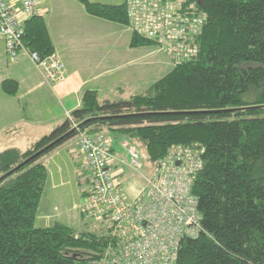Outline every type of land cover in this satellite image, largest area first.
Instances as JSON below:
<instances>
[{
  "label": "trees",
  "instance_id": "16d2710c",
  "mask_svg": "<svg viewBox=\"0 0 264 264\" xmlns=\"http://www.w3.org/2000/svg\"><path fill=\"white\" fill-rule=\"evenodd\" d=\"M77 1L91 16L129 27L127 0ZM161 1L203 17L194 55L126 99L102 100L86 90L80 107L30 148L0 151V176L12 171L0 179V264H80L128 239L60 222L36 225L48 179L39 159L80 131L122 135L136 150L143 147L151 165L172 147L200 157L191 191L202 230L180 241L176 264H264V0ZM24 42L42 56L54 52L40 14L26 22ZM129 45L156 42L131 30ZM2 85L16 92L15 81ZM83 170L90 186L81 194L87 196L92 185Z\"/></svg>",
  "mask_w": 264,
  "mask_h": 264
},
{
  "label": "built area",
  "instance_id": "2783aa9c",
  "mask_svg": "<svg viewBox=\"0 0 264 264\" xmlns=\"http://www.w3.org/2000/svg\"><path fill=\"white\" fill-rule=\"evenodd\" d=\"M39 4V0H0V41L11 62L27 57L45 82L54 85L65 78L59 55L42 56L24 42L26 22L39 14ZM178 7L161 0H127L130 29L154 40L162 51H174L176 62L196 53L195 39L203 24V17L184 15ZM77 144L92 192L82 196L76 208L98 223L109 221L128 238L109 246L103 256L80 264H176L180 241L202 230L197 198L191 191L193 174L201 164L197 153L172 147L164 159L151 165L148 175H142L144 184L137 194L126 199L113 165L139 172L136 148L121 140L128 159L121 158L110 138L86 131L78 132Z\"/></svg>",
  "mask_w": 264,
  "mask_h": 264
},
{
  "label": "crops",
  "instance_id": "0c3cea01",
  "mask_svg": "<svg viewBox=\"0 0 264 264\" xmlns=\"http://www.w3.org/2000/svg\"><path fill=\"white\" fill-rule=\"evenodd\" d=\"M51 1L47 4L39 0V14L45 19L54 52L59 55L64 64L65 78L54 85L47 84L27 57L11 62L0 41V151L14 148L23 152L30 148L40 137L51 132L65 120V111L69 112L80 107L86 90L97 91L100 99L101 97L118 99V96L110 98L111 92L116 91L122 94L127 92L129 98L154 81L150 80L149 83L143 84L142 88L136 87L132 90L127 89L122 77L121 81L115 85L110 84L108 78L127 68L135 70L133 68L137 56L135 52L142 48H133L129 45L131 31L124 25L89 15L77 0H69L66 5L51 4ZM91 1L117 4L106 0ZM86 14L90 17L88 18ZM77 25L82 26L84 33L90 30L93 39L89 41L87 38V41L85 39L80 41L83 33L78 32ZM60 28L63 36L60 34ZM120 32V36L116 35ZM60 37L63 39L66 37V45L60 44ZM142 55L143 53L140 56ZM144 58H149L150 72H152L155 65L152 62H156V59L148 56V51ZM156 64L158 65L157 62ZM7 79L16 82L14 94L7 93L3 88V81ZM110 89L113 91H108ZM66 146L68 160L74 168L71 171L72 178L76 184L81 185L86 178L84 172L78 169L75 159L79 156L76 137L68 139L39 160L48 171L47 162L50 157L60 147ZM68 183L69 181L66 184ZM126 188L132 196L127 185H125ZM80 189L78 199L82 197L83 188ZM80 216L82 217L81 214ZM42 217V223L45 225H42L43 227L56 223L50 224L46 218L48 214H43ZM44 218H46L45 222Z\"/></svg>",
  "mask_w": 264,
  "mask_h": 264
},
{
  "label": "rangeland",
  "instance_id": "374dc122",
  "mask_svg": "<svg viewBox=\"0 0 264 264\" xmlns=\"http://www.w3.org/2000/svg\"><path fill=\"white\" fill-rule=\"evenodd\" d=\"M42 1V0H41ZM45 3L48 4L50 0H43ZM109 2H115L117 4L121 3L123 0H106ZM69 3V0H52L51 4H61L66 5ZM85 10V9H84ZM88 15V14H86ZM90 17L89 15L87 16ZM79 24V23H78ZM78 26V25H77ZM78 32L83 33L80 36V41H87V38L89 41L93 39V34L90 33V30L83 32L82 26L79 27ZM87 28V27H86ZM129 31H131L130 27L125 26ZM126 29V30H127ZM60 34H62V29L60 28ZM116 35H121L120 33H117ZM65 36V35H64ZM60 37V44L66 45L67 39ZM86 42V46H87ZM142 49L137 50L135 53L136 56V62H134L133 70L132 68H127L126 70H123L120 73H117L116 75L108 78V81L110 84L113 83L115 85L117 82L122 80L124 82V85H126L127 89L132 90L133 88H142L143 84L149 83L150 80H156L159 78L166 70H168L169 67L173 66L176 63V57L175 52L171 51H162L160 46L156 43V45H151L141 47ZM148 51V56H152V58L156 59V62H152V64H155L153 66L152 72H150V65H149V58L145 59V54ZM143 53L142 56H140ZM132 57H134L132 55ZM33 65V64H32ZM147 67V69H144ZM33 70V69H32ZM34 71V70H33ZM157 71V72H156ZM123 85V86H124ZM109 87V86H107ZM113 91V90H108ZM139 91V90H137ZM115 97H114V95ZM128 98L127 92L126 93H119L111 92L110 98ZM104 97H101L103 99ZM71 111L67 112L65 111L64 117L69 118V114ZM107 137L111 139V142L113 143V148L117 156L121 158L128 159V156L126 154V150L120 146V141L123 138L122 135H119L117 133L108 132L106 133ZM74 139V138H73ZM77 139V138H76ZM67 146L66 147H60L58 150L54 152V154L50 157V160L47 162L48 166V179L46 186L44 188L39 206L37 211V218H36V225L42 226L44 225L42 223V215L48 214V217H46L50 224H53L54 222H61L67 226H70L77 230L78 232L82 231H94L99 234H108L111 235L115 234L117 235L119 232L118 230H110L108 229V224L98 223L96 220L92 217H84L83 214L76 208V201L78 202L81 198L79 196L80 188H89L90 183L84 182L81 185H78L75 183V180L72 178L71 171L73 166L72 163L69 162L67 157ZM179 149V148H177ZM137 151L139 154V160L141 162V168L139 172H136L132 170L131 168L125 166V165H119L114 170L117 172H122V176H118V181L120 182V186L123 190V192L126 195V199L133 198L134 195L137 194V192L143 187L144 179L142 175H148L151 168V163L148 160L145 151L143 147L137 146ZM79 155V154H78ZM78 163V169L83 170L82 165V157L76 156L75 158ZM85 172V171H84ZM85 178L87 175H85ZM67 181H69L68 184ZM125 185L129 187L130 194L127 191V188L125 189ZM76 209H75V208ZM82 215V217L80 216ZM46 218H44V222L46 221ZM46 224V223H45ZM106 225V226H105ZM45 226V225H44Z\"/></svg>",
  "mask_w": 264,
  "mask_h": 264
},
{
  "label": "water",
  "instance_id": "95a60500",
  "mask_svg": "<svg viewBox=\"0 0 264 264\" xmlns=\"http://www.w3.org/2000/svg\"><path fill=\"white\" fill-rule=\"evenodd\" d=\"M26 160H27V159H26ZM26 160H25V161H26ZM25 161H24V162H25ZM10 172H12V171H9V172L5 173L4 175L0 176V179H2L3 177H5L6 175H8Z\"/></svg>",
  "mask_w": 264,
  "mask_h": 264
}]
</instances>
